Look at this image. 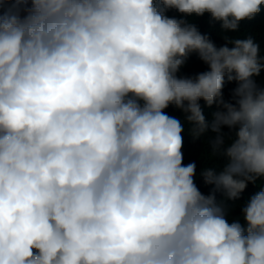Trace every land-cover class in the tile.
<instances>
[{"label":"clouds","instance_id":"clouds-1","mask_svg":"<svg viewBox=\"0 0 264 264\" xmlns=\"http://www.w3.org/2000/svg\"><path fill=\"white\" fill-rule=\"evenodd\" d=\"M14 2L0 12V264H264V186L232 219L214 194L264 177V56L185 19L237 32L264 0ZM192 52L208 70L178 76ZM201 99L222 108L210 122ZM169 105L193 138L213 134L208 195Z\"/></svg>","mask_w":264,"mask_h":264},{"label":"trees","instance_id":"trees-1","mask_svg":"<svg viewBox=\"0 0 264 264\" xmlns=\"http://www.w3.org/2000/svg\"><path fill=\"white\" fill-rule=\"evenodd\" d=\"M25 5L17 4L14 0H0V12H7L9 9L20 7L23 8ZM170 17H180L175 9H168L165 13ZM188 22L194 24L201 34H205L209 39L217 46H223L227 42L224 36L227 35L232 38L244 39L251 36L259 45L260 54L264 56V6L261 7V11L256 14L251 20H243L240 22V26L237 32H224L220 27V22L211 19L208 13L202 16H190L185 17ZM228 47H232V44H227ZM208 70V65L205 64L198 56L196 52L189 54L184 65L180 68L177 75L184 77H194L197 73ZM256 83L259 86L264 87V70L261 71L259 76L254 77ZM236 87V81H228L225 76L224 85L222 88L223 100L229 103H234L232 98V90ZM202 112L209 122L212 119V113L217 110H222L217 104L207 105L206 102L201 99L199 101ZM170 116H175L181 120L184 124V131L181 133L183 137V164L195 163L196 174L194 176V182L197 188L205 195L210 194L213 191L214 186L205 184L201 170L205 167L218 166L222 167L223 158H218L211 155V149L209 146V138L213 135L211 132L202 135L200 138H193L190 134L192 125L184 120V114L174 105H169L164 109ZM224 131L228 132L227 127H224ZM264 186V177H257L254 182H248L246 188L240 193L239 197L234 200H228L222 191H215V198L218 203H223L229 212V219L240 217L241 208L247 203L248 199L257 191L260 187ZM241 222L243 223L242 219Z\"/></svg>","mask_w":264,"mask_h":264}]
</instances>
